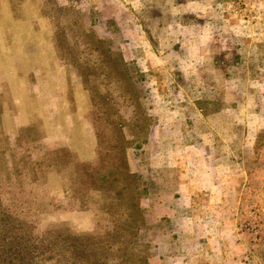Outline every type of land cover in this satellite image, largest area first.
I'll return each mask as SVG.
<instances>
[{
  "label": "rangeland",
  "instance_id": "rangeland-1",
  "mask_svg": "<svg viewBox=\"0 0 264 264\" xmlns=\"http://www.w3.org/2000/svg\"><path fill=\"white\" fill-rule=\"evenodd\" d=\"M233 67L264 94V0H0L3 135L30 128L63 158L138 176L126 254L149 264H264V129L249 137ZM50 167L57 196L68 172Z\"/></svg>",
  "mask_w": 264,
  "mask_h": 264
},
{
  "label": "trees",
  "instance_id": "trees-1",
  "mask_svg": "<svg viewBox=\"0 0 264 264\" xmlns=\"http://www.w3.org/2000/svg\"><path fill=\"white\" fill-rule=\"evenodd\" d=\"M32 131L11 138L0 128V264H149L147 254H126L143 222L139 177L128 174L126 180L117 163L93 171L63 158L62 147L46 149ZM50 166L68 172L69 184L57 196L45 183ZM82 210L92 223L84 233L41 221Z\"/></svg>",
  "mask_w": 264,
  "mask_h": 264
},
{
  "label": "crops",
  "instance_id": "crops-1",
  "mask_svg": "<svg viewBox=\"0 0 264 264\" xmlns=\"http://www.w3.org/2000/svg\"><path fill=\"white\" fill-rule=\"evenodd\" d=\"M242 58H245V57L241 56V59ZM246 60L247 61L251 60V57L247 56ZM241 67H244V66H240L239 69H242ZM232 71L233 73L231 72L230 73L233 75L232 76L233 78H230V76L228 77V80L226 81V84H227L226 91L230 92L231 95L234 96V98L237 97V93H241L244 95L241 97L242 103L240 105H236L238 109L239 108L246 109V111L250 113H251V110L253 111L255 110L254 112L256 113L254 114L256 115L255 117L256 119L255 120L251 119V121H248L245 124V129L251 132V135L249 137H253L255 136V134H257L258 131H261L264 129V123H262V117H261L264 94H262L261 88H259L257 85H253V81H252L253 79H251L250 75H247L244 78L245 80L242 81L241 80L242 77L236 76L234 73V71H236V67ZM253 93H255V96L253 95ZM233 103H235L234 100L232 104ZM225 195L226 194L221 193L220 198L223 199Z\"/></svg>",
  "mask_w": 264,
  "mask_h": 264
}]
</instances>
